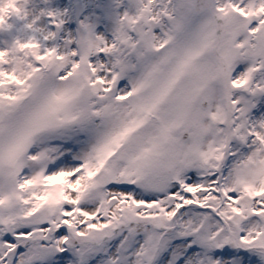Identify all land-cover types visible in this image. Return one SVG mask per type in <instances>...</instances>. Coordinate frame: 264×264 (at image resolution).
<instances>
[{"label": "snow or ice", "instance_id": "obj_1", "mask_svg": "<svg viewBox=\"0 0 264 264\" xmlns=\"http://www.w3.org/2000/svg\"><path fill=\"white\" fill-rule=\"evenodd\" d=\"M129 2L0 47V264H264V0Z\"/></svg>", "mask_w": 264, "mask_h": 264}, {"label": "rangeland", "instance_id": "obj_2", "mask_svg": "<svg viewBox=\"0 0 264 264\" xmlns=\"http://www.w3.org/2000/svg\"><path fill=\"white\" fill-rule=\"evenodd\" d=\"M73 2H80L82 4L83 9H84L83 15L79 21L85 20V18H88L92 14V17L89 20L87 19V22L94 24L95 26H98L97 32L99 30V27L101 25H103V27L105 28L104 36L106 38L111 37L112 30L115 27V19H116L117 13L122 14L125 10H128L129 12H134V8L130 5L129 0H121V3L119 4V6H117L116 0H93V1H91V3H86L85 0H66V1H64V5H61L64 7L63 8L64 12H65V10H67L65 15L63 16V18H65L64 19L65 25H67L66 28L68 30L66 36L68 34L75 36L77 34V30L79 28V21L75 22L74 17H73V9H72ZM48 10L55 11L52 6L44 8V11H48ZM88 13H89V15H88ZM32 17L33 16L26 17L25 19H23V23L26 25L28 22H31L33 19ZM19 20L20 19L15 18V17L10 18V20H9V23H11L13 25L12 29L10 30L12 32L11 33L12 36H22L24 33H27L28 35H35L37 38L41 37L40 32H33L32 30H29V29L27 31H24V33L21 32L18 34L17 31L19 28H17V26L19 25ZM39 20L42 23H44L45 26H43V24H40V27H37L38 25H35L34 27L43 29L44 32L56 31L55 26L50 23L51 17H47V16L44 17L43 15H41ZM63 26L58 33L62 34ZM16 28H17V30H16ZM155 31H159V29H155ZM95 32H96V30H95ZM0 35H3V37L5 39L9 38L5 34H0ZM49 42H51V41H49ZM49 42H48V44L51 45L52 43L50 44ZM2 46L3 45H0V47H2ZM243 67H244V65L238 66V68H240V69H242ZM262 100H264V96L259 98V100L257 102V107L252 110V115L254 118H258L262 114V112L259 108L260 107L259 104ZM261 107H264V103L261 105ZM254 261H255V257L252 258L251 264H254Z\"/></svg>", "mask_w": 264, "mask_h": 264}, {"label": "clouds", "instance_id": "obj_3", "mask_svg": "<svg viewBox=\"0 0 264 264\" xmlns=\"http://www.w3.org/2000/svg\"><path fill=\"white\" fill-rule=\"evenodd\" d=\"M29 0H0V34H5L9 38L5 39L0 35V45L6 49V55L3 59L8 65V70L14 71L17 76L27 78L28 73V52L20 49L16 44L17 40H24L29 35L24 33L22 36H12L10 30L13 25L9 23L10 18L25 19L32 16V10L27 7ZM40 19V14L33 18ZM30 51V50H29Z\"/></svg>", "mask_w": 264, "mask_h": 264}, {"label": "bare ground", "instance_id": "obj_4", "mask_svg": "<svg viewBox=\"0 0 264 264\" xmlns=\"http://www.w3.org/2000/svg\"><path fill=\"white\" fill-rule=\"evenodd\" d=\"M64 1H66V0H29V3L27 4V7L32 10V16H33L32 18H34L35 15L41 13V10H44V8H47L49 6H52L55 11L64 12L63 11L64 7L61 6V5H64ZM91 1H93V0H90V1L89 0H85L86 3H91ZM88 15H89V13H88ZM91 17H92V14L87 19L89 20ZM63 19H65V18H63ZM40 24H43V26H45L44 23H42L40 20H38L35 25H38L37 27H40ZM66 26L67 25H65V23H64L62 34H61L60 37L56 38V40L54 41L55 44H62L63 43V39L65 38V36L67 34V31H68ZM17 28H19L18 31H17L18 34L21 33V32L24 33V31L28 30V29L25 28V24L23 23V20H19V25L17 26ZM97 29H98V26H95L94 30H96V33L99 34V30L97 32ZM48 42L49 41H46L45 43L48 44ZM54 42L51 41L49 43L50 44L51 43L54 44ZM263 103H264V100H262L260 102V104H259V106H260L259 108H260L262 113H264V107H261V105Z\"/></svg>", "mask_w": 264, "mask_h": 264}]
</instances>
